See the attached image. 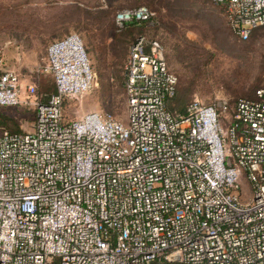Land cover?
Here are the masks:
<instances>
[{"label":"built area","instance_id":"built-area-1","mask_svg":"<svg viewBox=\"0 0 264 264\" xmlns=\"http://www.w3.org/2000/svg\"><path fill=\"white\" fill-rule=\"evenodd\" d=\"M210 1L240 41L264 27V0ZM154 17L123 9L115 29ZM44 69L46 102L0 48V108L35 107L31 131L0 134V264H264V88L174 115L164 47L139 36L123 66L125 121H67L65 101L95 79L80 36L51 42Z\"/></svg>","mask_w":264,"mask_h":264},{"label":"rangeland","instance_id":"rangeland-1","mask_svg":"<svg viewBox=\"0 0 264 264\" xmlns=\"http://www.w3.org/2000/svg\"><path fill=\"white\" fill-rule=\"evenodd\" d=\"M8 6L22 12L21 33L7 17ZM141 6L155 14L153 21L115 29L117 12ZM69 33L82 39L95 79L87 95L65 101L67 121L89 112L125 121L123 66L139 36L163 45L168 68L178 79L176 97L168 106L178 112L193 98L205 104L254 99L255 91L264 88V27L240 41L227 26L222 8L210 0H0V48L21 81L34 85L40 101L54 92L44 69L46 49ZM34 122L32 104L0 108V134L31 131Z\"/></svg>","mask_w":264,"mask_h":264},{"label":"crops","instance_id":"crops-1","mask_svg":"<svg viewBox=\"0 0 264 264\" xmlns=\"http://www.w3.org/2000/svg\"><path fill=\"white\" fill-rule=\"evenodd\" d=\"M15 6H17V5H15ZM16 8V7H15ZM14 7L13 8H11V6H8V18L9 19H13V20H15V32L16 33H21L22 31H23V27L24 26H21L20 24H19V18H20V14L22 13V12H17V9H15ZM11 13H13V17L12 18H10L11 17ZM32 26V28L34 27H36V25H31ZM18 28V30H16ZM32 28H30V29H32ZM22 30V31H21ZM60 31H62V30H60ZM63 32V31H62ZM31 33H39V30H33ZM5 60H6V58H5ZM6 63H7V61H6ZM8 65V64H7ZM9 67V66H8ZM12 69V68H11ZM16 71H18V70H16ZM20 79H21V77H20ZM21 83L22 84H24L22 81H21Z\"/></svg>","mask_w":264,"mask_h":264},{"label":"trees","instance_id":"trees-1","mask_svg":"<svg viewBox=\"0 0 264 264\" xmlns=\"http://www.w3.org/2000/svg\"><path fill=\"white\" fill-rule=\"evenodd\" d=\"M7 17H8V13H7ZM13 17V13H11V17L10 18H12ZM142 25H144V24H138V23H136V22H133V23H130V24H128L126 27H125V30L126 29H131L132 27H138V26H142ZM135 40V39H134ZM53 84V83H52ZM123 88H124V78H123ZM53 91H55V87H54V84H53ZM54 93V92H53ZM176 94H177V91H176ZM50 96V95H49ZM49 96L46 98V99H44L43 97H42V102H46L47 101V99L49 98ZM176 97V96H175ZM188 104V103H187ZM187 104H185L182 108H181V110L178 112V111H176V110H174L173 108H170L168 105H167V108H168V110L172 113V114H174V115H178V114H181V113H183V111H184V109H185V106L187 105ZM9 133H20V132H12V131H9Z\"/></svg>","mask_w":264,"mask_h":264}]
</instances>
